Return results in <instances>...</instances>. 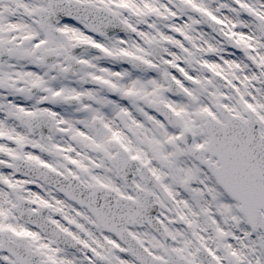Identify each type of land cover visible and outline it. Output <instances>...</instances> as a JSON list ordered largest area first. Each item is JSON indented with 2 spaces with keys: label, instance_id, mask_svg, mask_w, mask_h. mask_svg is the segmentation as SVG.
Listing matches in <instances>:
<instances>
[{
  "label": "snow or ice",
  "instance_id": "6c2138e0",
  "mask_svg": "<svg viewBox=\"0 0 264 264\" xmlns=\"http://www.w3.org/2000/svg\"><path fill=\"white\" fill-rule=\"evenodd\" d=\"M0 264H264V0H0Z\"/></svg>",
  "mask_w": 264,
  "mask_h": 264
}]
</instances>
